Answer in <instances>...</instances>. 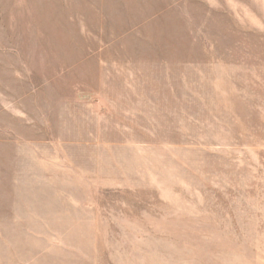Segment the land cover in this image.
I'll list each match as a JSON object with an SVG mask.
<instances>
[{
	"label": "rangeland",
	"instance_id": "rangeland-1",
	"mask_svg": "<svg viewBox=\"0 0 264 264\" xmlns=\"http://www.w3.org/2000/svg\"><path fill=\"white\" fill-rule=\"evenodd\" d=\"M0 264H264V0H0Z\"/></svg>",
	"mask_w": 264,
	"mask_h": 264
},
{
	"label": "bare ground",
	"instance_id": "bare-ground-1",
	"mask_svg": "<svg viewBox=\"0 0 264 264\" xmlns=\"http://www.w3.org/2000/svg\"><path fill=\"white\" fill-rule=\"evenodd\" d=\"M90 76V75H89Z\"/></svg>",
	"mask_w": 264,
	"mask_h": 264
}]
</instances>
